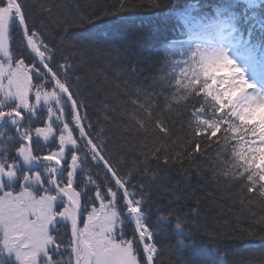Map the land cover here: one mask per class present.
<instances>
[{
    "label": "trees",
    "instance_id": "trees-1",
    "mask_svg": "<svg viewBox=\"0 0 264 264\" xmlns=\"http://www.w3.org/2000/svg\"><path fill=\"white\" fill-rule=\"evenodd\" d=\"M226 1L233 0H155L158 6L153 0H22L26 28L31 32L29 36L38 42L49 73L61 82L67 72L71 86L68 96L78 93L76 99L83 101L74 111L66 99L65 114L69 124L75 125V116L85 111L87 120L81 126L89 121L92 124L88 130L90 135L72 128L79 146L65 152L61 183H68L66 173L74 161L76 166L80 165L75 190L81 196L83 210H93L98 200H114L122 219L120 213L127 210L129 199L134 202L143 197L138 208L145 229L150 233L145 241L158 248L155 264H249L264 253V241L231 238L243 237L248 230L264 231L252 223L253 219L264 216V206L240 202L242 182L226 167L212 162L214 149L207 155L198 154L195 159L186 160L183 165H160L162 170L155 176L151 173L157 167L156 161L149 159L145 165L144 156L140 154L151 157L155 153L179 159L175 154L186 151L185 141L190 134L187 117L192 103L186 87L190 79L180 75L176 64L180 50L173 45L171 51L169 42L198 22L224 14L214 9L227 7ZM194 3L198 6H192ZM0 5H3L2 0ZM42 6L50 8L51 12L42 11ZM71 17L82 24L65 36L66 40L77 41L75 49L60 40L62 21ZM14 36L21 59L26 50L22 48L20 33ZM69 62L72 67L66 69L64 65ZM48 79L51 80L49 76ZM40 82V87L53 90L51 82ZM101 103L114 108L108 113L109 121L103 117L97 120L96 108ZM158 118H163L169 127L167 135L153 128ZM2 133L5 135L0 140V160L8 157L16 160L14 131L6 128ZM97 133L104 141L99 149L92 143L100 144ZM38 149L43 153L40 143L35 141L34 154L39 161H45V156L58 152V145L43 154ZM102 162L110 168L117 182ZM40 170L41 173L48 171ZM129 173L131 179L125 186L122 178ZM19 176L23 182L28 173L22 168ZM133 190L137 195L129 197ZM69 231L68 227L60 226L52 234L57 249L61 250L55 264L60 260L68 264ZM123 231L130 232L125 234V240L136 241L133 249L141 256L139 261L143 264V249L134 224L123 227ZM221 232H227L229 238L216 240L209 235ZM0 252L5 264H18L15 256L4 250L1 237Z\"/></svg>",
    "mask_w": 264,
    "mask_h": 264
},
{
    "label": "snow or ice",
    "instance_id": "snow-or-ice-1",
    "mask_svg": "<svg viewBox=\"0 0 264 264\" xmlns=\"http://www.w3.org/2000/svg\"><path fill=\"white\" fill-rule=\"evenodd\" d=\"M17 6L20 11L23 12L22 0H16ZM155 5V0H153ZM158 6V5H155ZM42 11L51 12L50 8L43 7ZM26 23V21H25ZM64 23L63 35L60 37L61 42L67 43L72 49L77 47L76 40H66L65 36L73 28L82 27V24L75 17L69 18ZM31 35V32L28 33ZM171 43V42H169ZM241 56L245 57V54L241 52ZM22 63V61H21ZM15 68V64L12 66ZM64 67L71 68V63H66ZM250 70L253 76L264 79V65H258L255 63H250ZM248 69H245L247 71ZM191 72V79L189 86L186 87V91L192 98L191 111L188 112L187 126L190 129V134L188 135L185 144L187 145L186 151L183 153H176L175 155L179 159H170L169 156L165 155L160 157L153 153L151 157L147 156L145 153L140 154L144 156V163L148 165L149 159L156 161L157 167L152 171V175H157L162 169L160 165H183L186 160H193L196 156L207 155L210 149H214V155L210 157L213 163L218 166L226 167L231 175L242 182L241 187L243 192L240 195V202L244 204L256 203L258 206H264V94L260 95H249L246 88L251 87L248 85L246 87L237 86V90L229 93L225 96V90L220 89L218 86H212L211 80L205 77L202 68L195 67L194 69H189ZM5 75L8 73V69H4ZM23 76L22 69H16L11 77L12 91L9 92L7 88L0 87V99L2 100H15L16 105L11 109H4V104L0 103V124L8 122L16 127V131L21 133L20 139L23 144L16 149L17 153L25 160L27 163H31L33 160L39 161L40 158L36 157L31 151V130L29 128L21 129L20 124L24 120V112H33L34 109L31 108L30 101L32 100L31 93L25 95L22 88ZM163 79V77L161 78ZM198 81V83H197ZM7 84V80L3 81ZM60 87L64 91L71 92V86L69 84V78L67 72H65V78L61 81ZM78 93H72L69 97L71 105L74 111L78 110L83 101L77 100L76 96ZM49 97L44 96V101L48 102ZM23 109L22 112L20 109ZM114 108L106 103H101L97 106V120L103 117L105 121L110 120L109 112L113 111ZM84 120H87V112H83L81 115L75 116L76 126L78 133L83 135H90L88 132L92 128L91 121L84 127L81 124ZM153 128L157 133H164L167 135L170 131L165 120L163 118H158ZM104 129L101 128V132ZM145 135L147 132L145 131ZM97 139L100 140V144H95L96 149H99L104 141L99 133L96 134ZM45 141L50 137L44 136ZM12 139V137H10ZM24 146H27V151L24 150ZM79 141L74 138V136L69 133L66 143L62 144L61 151L56 154L45 156L44 159L49 162H55L62 165L63 159L61 157L64 151L68 147L73 150L78 148ZM135 147V146H133ZM77 158L79 153L76 154ZM102 155V153H101ZM95 162V157H93ZM16 163L9 161L8 168L15 169ZM80 165L77 164V167ZM118 172V169H114ZM147 172V168H146ZM9 179L18 175L14 170L8 173ZM131 179V173L122 178V183L127 185V181ZM2 195V193H0ZM14 196H18L19 193H12ZM129 197L132 195H137L135 191H131ZM255 198V199H254ZM143 202V197H140L136 201L132 202L129 199V203L132 205L130 208L133 214L134 221L139 224L140 221L138 217L140 212L138 206ZM99 203V201H98ZM14 205L12 204H0V210L11 209ZM114 213L101 212L96 216L93 221L89 224L88 228L85 229L79 236V239L83 240L87 237L90 240H98L97 245L100 254H110V255H127L130 257L132 264L141 259V256L134 252L133 245L136 241L129 242L123 238L122 231L117 237L114 235L115 229L111 226L102 229L101 233L95 232V228L99 227L104 220H111L114 217ZM167 218V217H165ZM252 223L259 225L264 228V216L253 219ZM23 218L19 215L15 218V223L11 226L8 238L4 241V250L10 255L15 254L19 264H39L37 260L38 253L40 251L47 252L48 244L45 243L47 239L48 243H51V238H46L42 233H29L30 243L20 244L18 237L15 234V228L23 227ZM83 225L81 224L80 227ZM141 228L143 225H140ZM180 225L178 224L177 227ZM228 231H231L230 229ZM216 240L228 239L229 236L227 232L221 233H209ZM145 236H150V233H145ZM238 241H243L245 239H259L264 241V231L255 232L253 230H248L247 234L243 237H231ZM59 247V245H58ZM67 247L72 249V255L68 260V264H76L77 251L75 240ZM143 249V264H155L157 259V249L155 245H148L147 241L142 244ZM2 255V252H0ZM105 255L101 256L100 264H107ZM86 256V250H80V260L83 261ZM55 257L49 254V261H54ZM0 264H5L3 259H0ZM56 264H64L63 260L56 261ZM249 264H264V253H261L259 258L256 260H250Z\"/></svg>",
    "mask_w": 264,
    "mask_h": 264
},
{
    "label": "rangeland",
    "instance_id": "rangeland-1",
    "mask_svg": "<svg viewBox=\"0 0 264 264\" xmlns=\"http://www.w3.org/2000/svg\"><path fill=\"white\" fill-rule=\"evenodd\" d=\"M3 16H6V17H3ZM6 18H9L10 22H12L14 20V16L12 15V11L10 8L7 10L2 9V11L0 13V21L1 20L3 21V27L0 30V33L2 32V30L6 29L8 27L9 22L6 20ZM7 33H8V31H7ZM235 64H237V62H235ZM225 65H226L225 62L221 61V58L218 57V53L212 52V51L207 52L206 54L202 55V58L199 62V68H202L204 74L209 75V76H211V74H212V75H215L216 78H218L217 75L228 72ZM4 69H9V65L6 63H0V87L2 85L1 82H2V80L4 78V74H5ZM16 69H22L23 70V76L21 77L22 88H23L25 95H27L29 92V90L27 88L30 89L28 70H26L22 64H17V65H15V68L12 67V73ZM241 71L242 70L239 68V72H241ZM226 75L229 76V73H227ZM212 79L215 82H217L215 77H212ZM6 80L8 82L10 80V77H8ZM3 85H4L3 88H5L7 84L3 83ZM3 101H5V100L0 99V103H2ZM33 109H35V108H33ZM0 110H2V109H0ZM26 113H27L28 117H31L32 114H30L28 112H26ZM29 201H30V199L23 198L21 202L27 203ZM13 202H14V205H13L14 211L12 208L9 210H6V211L0 210V236H2L3 238L8 236L9 231L11 230V226L15 223V218L17 215H19L23 218L24 226L19 227V228H15V234L17 237H19V236L21 237V240L24 244L29 242L28 239L30 238V236L28 234L23 235V233L25 231H27L30 227L35 228V229H34V232L32 231V229H30L29 233H41L42 230L48 231L52 227V225L56 222V219L52 216L53 210L51 212H49L50 208L48 207L46 209V205H44V203H42V202H41V206L40 205H38V206L31 205V206H28L27 209H24L23 207H21V205L19 204V201H17L16 198H13L12 202L11 203L9 202V204H12ZM2 203L3 202H0V204H2ZM51 204L53 206L52 201H51ZM11 211H13V212L11 213ZM103 212H105V211H103ZM106 212L111 213L110 211H106ZM112 212L116 216V213L114 211H112ZM34 214H35V217L33 216ZM31 217H34L35 220L31 219ZM33 224H34V226H33ZM105 226L106 227L111 226L112 228L116 227L115 235L117 234L119 227L116 226V223L114 221H112V219L107 220V225H105ZM87 228H88V226H87ZM97 232L101 233L102 229L97 230ZM93 242H94V240H90L87 237H85L81 244L84 246V248L86 250H89L92 257H94L96 255L94 257L93 261L91 262V264H100L101 259L99 258V256H97L95 251L91 249V247H92L91 245ZM96 249H98L97 246H96ZM103 255H105V254H103ZM44 256H45V253H42L40 251V253H38L37 260L39 261ZM111 256L112 255H110V254L105 255V258H107L106 259L107 264H108V261H113V258H110ZM113 256H116L117 264H132L130 257H128L127 255H113Z\"/></svg>",
    "mask_w": 264,
    "mask_h": 264
},
{
    "label": "bare ground",
    "instance_id": "bare-ground-1",
    "mask_svg": "<svg viewBox=\"0 0 264 264\" xmlns=\"http://www.w3.org/2000/svg\"><path fill=\"white\" fill-rule=\"evenodd\" d=\"M21 61H23V62L25 61L26 63H31L33 61V59L31 57L30 53L26 51L25 57L22 55ZM24 117H25V115H24ZM25 122H26V120L22 121V123H25ZM4 127L12 129V127H14V125L9 122V123L5 124ZM9 161L16 163V160H14L11 157H8V159L3 160L2 164H3L4 173L8 174L10 171H13V170L17 173V167L15 169L8 168V170L5 171V168L8 166ZM49 193H50L49 189H41V190L37 191L36 197L38 199L39 205L41 206V202L44 203V205H46V209L49 207L50 208L49 212H51L53 210V206H52L51 201L49 199ZM90 223L91 222L89 221L88 224H90ZM49 254L51 256H55L54 251L49 252ZM49 254H48V256H44L43 258L41 257L42 259H40L39 262H41L42 264H49V262H48L49 261Z\"/></svg>",
    "mask_w": 264,
    "mask_h": 264
},
{
    "label": "water",
    "instance_id": "water-1",
    "mask_svg": "<svg viewBox=\"0 0 264 264\" xmlns=\"http://www.w3.org/2000/svg\"><path fill=\"white\" fill-rule=\"evenodd\" d=\"M78 219H79V216H78V212L76 211V224H75L76 230H77V225H78Z\"/></svg>",
    "mask_w": 264,
    "mask_h": 264
}]
</instances>
